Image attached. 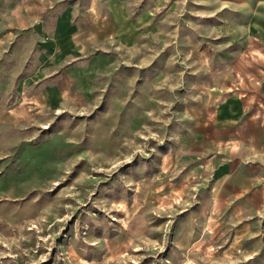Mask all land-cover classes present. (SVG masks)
<instances>
[{
  "label": "rangeland",
  "instance_id": "1",
  "mask_svg": "<svg viewBox=\"0 0 264 264\" xmlns=\"http://www.w3.org/2000/svg\"><path fill=\"white\" fill-rule=\"evenodd\" d=\"M46 1L62 43L0 0V264H264L262 215L179 156L212 72L264 73V0Z\"/></svg>",
  "mask_w": 264,
  "mask_h": 264
},
{
  "label": "crops",
  "instance_id": "2",
  "mask_svg": "<svg viewBox=\"0 0 264 264\" xmlns=\"http://www.w3.org/2000/svg\"><path fill=\"white\" fill-rule=\"evenodd\" d=\"M109 1L105 14H101L97 0L96 3L92 2L87 14L95 8L102 20L110 13ZM31 6L35 7V12L28 15V8ZM14 7H6L5 10ZM70 9L71 7H67L60 17H52L47 15L50 9L46 0H27L23 9H14L12 17L17 26L35 21L45 29H53L50 32L53 40L57 39L58 43H62L61 39L70 23ZM125 10L128 18L132 19L126 5ZM20 14L28 17L26 22H20ZM151 15V11H146L133 19L144 16L146 22ZM89 25L88 15L87 23H83L82 27L87 28ZM250 27H254L252 21L248 24L249 29ZM262 28L264 30V25ZM91 36L119 38L112 33L94 31L88 35V41ZM104 60L102 59L101 64ZM221 75V72H212L199 89L201 99L190 106L200 109L197 116L188 112L193 116L194 123L185 134L187 145L179 155L180 161L195 164L196 167L191 172L200 176V181L195 184H214L212 188L219 192V199L214 198L215 206L221 204V209H225L227 205H231V212L223 213L224 221H245L255 210L262 215L259 236L264 240V73L248 77L246 83L237 79L229 86L228 78L223 81Z\"/></svg>",
  "mask_w": 264,
  "mask_h": 264
},
{
  "label": "bare ground",
  "instance_id": "3",
  "mask_svg": "<svg viewBox=\"0 0 264 264\" xmlns=\"http://www.w3.org/2000/svg\"><path fill=\"white\" fill-rule=\"evenodd\" d=\"M30 11H32L31 9H30ZM85 86V85H84ZM85 88V87H84ZM22 109V108H21ZM20 113V112H19Z\"/></svg>",
  "mask_w": 264,
  "mask_h": 264
}]
</instances>
